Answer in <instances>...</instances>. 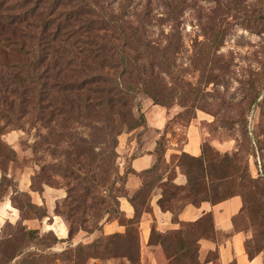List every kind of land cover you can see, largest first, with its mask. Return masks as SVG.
<instances>
[{"label": "rangeland", "instance_id": "1", "mask_svg": "<svg viewBox=\"0 0 264 264\" xmlns=\"http://www.w3.org/2000/svg\"><path fill=\"white\" fill-rule=\"evenodd\" d=\"M0 47L27 52L26 63L39 60L40 66L29 73L35 72L37 92L44 97L60 89L57 83L61 78L75 81L88 74V56L98 48H113L116 53L123 50L134 68H146L139 78L145 79L146 89L165 103L157 106L176 111L167 129L179 147L185 128L197 113L205 115L207 120L201 122L205 171L211 174L209 182L218 186L209 190L208 181H200L197 189L208 192L209 201L229 194L243 198L237 228L245 233L250 254L260 256L264 264V248L258 253L264 238V0H0ZM118 60L113 56L111 66ZM98 71L114 78L120 70ZM16 72L11 67L1 74L12 81L25 80L16 78ZM26 82L28 89L29 80ZM132 97L131 116L127 117L103 113L50 122L49 112L34 105L16 122L0 121L6 134L16 131L20 136L12 162L35 169L33 188L51 184L66 189L73 185L65 178L71 172L80 178L101 176L118 134L126 133L133 124L130 119L145 124L143 104L153 101L144 93ZM169 142L162 139L164 150ZM212 142L230 143L225 153L236 156V165H222L220 155L225 153L213 148ZM174 163L182 174L181 165L189 166L194 176L202 174L197 164L181 155ZM157 168L159 177L169 170L163 160L157 162ZM223 172L235 176L218 182ZM244 173L262 186L240 180ZM173 186L166 183L162 190L170 198L167 207L178 210L189 202L183 200L181 190L171 192ZM26 203L29 205V200L24 196L20 205ZM21 229L20 225H7L3 230V261L21 251L22 257L30 258L22 264H86L89 251L54 254L46 251L50 241L43 242L44 236L32 239ZM187 239L193 243L191 235ZM118 243L116 240L113 247ZM131 245L129 241L126 249ZM190 250L192 257L195 247L190 245ZM190 257L170 264H192ZM12 262L21 264L17 258L9 264Z\"/></svg>", "mask_w": 264, "mask_h": 264}, {"label": "crops", "instance_id": "2", "mask_svg": "<svg viewBox=\"0 0 264 264\" xmlns=\"http://www.w3.org/2000/svg\"><path fill=\"white\" fill-rule=\"evenodd\" d=\"M143 106L145 124L117 137L116 152L120 174L124 175L126 172V195L119 198L120 217L104 222L100 231H80L69 238L70 223L57 213V207L67 196L66 190L46 184L33 188L35 169L28 166L17 167L11 161L0 169V238L7 225H20L27 231H36L40 237L52 234L59 243L46 251L61 254L77 246H88L99 237L116 236L120 237L119 243L115 248L110 245V255L99 259L89 258L86 264H130L126 248L130 233L134 230L139 264H167L165 250L155 239L182 231L183 225H192L188 233L196 244L199 264H263L260 256L249 258L245 249L247 237L237 228V220L243 209V199L240 196L217 203L187 204L178 210L160 207L162 184L170 183L177 187L187 184L186 177L174 161L181 153L192 158L201 156V122L206 121L207 117L197 113L196 118L185 128V142L179 147L175 137L167 129L169 122L177 115L176 111L163 109L149 101ZM19 138V133L13 131L4 136V142L17 151ZM160 139H170L163 159L169 170L152 188L141 192V174L153 167L154 151ZM211 145L223 153L231 148L230 143L212 142ZM1 183L2 191L6 190L4 193H1ZM18 194H25L29 205L36 209L21 206Z\"/></svg>", "mask_w": 264, "mask_h": 264}, {"label": "trees", "instance_id": "3", "mask_svg": "<svg viewBox=\"0 0 264 264\" xmlns=\"http://www.w3.org/2000/svg\"><path fill=\"white\" fill-rule=\"evenodd\" d=\"M113 56L119 57L118 63L115 66H111L110 63ZM27 57V52L20 50H8L7 47H0V121L6 122L7 124L24 118L28 114L27 110H29V108L33 109L34 105H38L39 109L42 111H48V120H50V122H54L59 118H66L68 116H70V119L73 117L79 118L82 115L84 116L89 114L103 116L102 114L105 113V115L108 116H131V101L134 93H144L150 95L154 105L164 106L165 104L159 102L156 95L146 89L145 83L147 81L142 77L139 78V76L145 72L146 68H134L130 64L128 56L123 50H119V53H116L113 52V48H98L94 52V55L88 56V60L91 63V65H88L90 70L88 74H86L83 78L76 79L75 81L67 82L61 78L60 83H57L61 90L57 89L54 95H46V97L37 92L38 83L36 82L37 76H35V72L29 73L32 68L34 70L38 68V66H40V62L37 59L35 63H26ZM98 60L101 62L98 63ZM11 67H14L17 71L15 74L16 78L20 76L25 80L18 78L15 81H12L2 77V70L11 69ZM99 69L103 71H120L116 77L111 78L108 76V72L103 74L98 71ZM13 75L14 74H11V77ZM59 75H61V72L58 76ZM26 79L29 80L28 84L30 87L28 89L26 88ZM61 85L63 86L61 87ZM12 86H15L17 89H11ZM130 120L131 124H133L128 125V128L126 129L127 132L141 126L140 120ZM6 133L7 132H5L4 129H0V169L5 168L8 163L13 160L14 151L9 145L1 140V136ZM183 142H185V139ZM116 148L117 139L115 141L114 149L110 152L109 160L106 163L101 176L93 175L91 177L84 175L80 178L71 172L65 177L70 180L73 185L66 187L65 190L67 196L63 203L57 207V213L63 216L70 223L69 238H72L80 231L86 233L100 231L104 222L120 217L119 198L126 195V191L124 189L126 172H124V175H121L119 167L116 165ZM2 149L4 150L2 151ZM164 152L165 150L162 148V140L160 139L157 141L154 151L155 163L153 167L141 174L143 177V189L141 192H144L146 188H152L156 182L160 180L161 177L157 176V162L164 159ZM181 157L183 160L192 163V165L197 164V167L200 169L202 174L194 176L193 171L191 169L189 170V166L184 167V165H181V167L184 168V175L186 177L187 184L183 188L173 186V188L170 189L171 192L181 190L184 192L183 200H187L189 204L192 205H198L202 202L217 203L233 196H239L237 194H229L219 200L209 201L208 192L200 191L197 187L199 186L200 181H208L206 186L209 190H212L214 187L218 186V183L215 184L213 182H209V176H211V174H209L207 170L205 171L206 165H204V153L202 152L199 158L189 157L185 153H181ZM220 158H222V165H225L227 168L236 165L235 163L238 161L236 156H230L228 153L220 155ZM2 163H5L4 167L2 166ZM114 165L116 166V169H114ZM213 165L212 161L210 164V171L212 170ZM232 176H235V173L223 172L221 176L218 177L217 181L222 182V180ZM240 180H247L258 187L262 186L258 180H253L249 174L245 175L244 173L240 176ZM165 184H162L161 187L165 186ZM48 186L55 187L51 184H48ZM100 190H103V193H99ZM2 192L1 183V193ZM175 194L176 193H172L171 195L175 196ZM18 195L21 197L20 202L22 203V197L24 198L26 195ZM169 202L170 198L166 197L165 191L162 190V199L159 201L160 207L162 209H166ZM25 206L36 209L27 203ZM167 208L170 209L169 207ZM190 227H192V225H183L184 229L182 231L166 234L161 238L157 237L155 239V242H158L165 250L167 264H170V262L174 260L185 257L187 258V256L190 257V245L195 247V251L193 256L188 259L192 261V264H199L197 260L196 244L194 242H188L187 239L189 235L188 229H190ZM21 230L24 231L29 238L34 239L36 236H39L36 231H27L23 227ZM130 234L131 235L128 240L132 242V245L128 248L129 250H127L126 254L129 258L130 264H139L135 231L132 230V233ZM41 239H43V242L47 240L50 241L46 248H50L59 243V241L55 239L52 234H48L43 238L41 237ZM119 239L120 237L116 236L111 238L99 237L88 246H77L75 249L64 251L61 255L65 256L71 253L79 255L83 254L84 251H89L90 255L85 257L86 261L89 258H103L106 255L111 254L109 249L110 245L113 246L115 241ZM246 243L247 242H245V249L249 258L256 257L255 255L250 254ZM171 247H175L173 251L171 250ZM259 248L258 253L262 252V249L264 248L263 237L260 239ZM22 256L23 253L20 251L15 255H12L7 261L0 259V264H9L16 258H19L22 264L26 263L30 259Z\"/></svg>", "mask_w": 264, "mask_h": 264}]
</instances>
